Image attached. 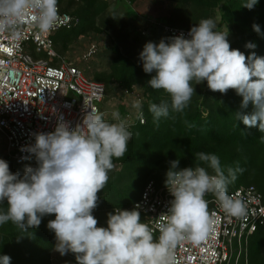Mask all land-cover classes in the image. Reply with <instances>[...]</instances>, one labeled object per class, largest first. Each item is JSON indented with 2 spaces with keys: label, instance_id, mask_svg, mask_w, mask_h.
<instances>
[{
  "label": "clouds",
  "instance_id": "clouds-1",
  "mask_svg": "<svg viewBox=\"0 0 264 264\" xmlns=\"http://www.w3.org/2000/svg\"><path fill=\"white\" fill-rule=\"evenodd\" d=\"M258 2L242 0L241 7L251 10ZM58 21L59 0H0V33L13 39L19 38L25 23L40 35L53 31ZM253 30L261 33L257 24ZM228 35L227 28L218 30L215 19L203 18L187 37L180 34L143 46L139 61L142 71L151 74L147 85L163 97L149 103L154 124L171 113H183L195 86L206 83L213 92L234 90L242 97L241 110L251 104L252 112L238 111L234 119L264 134V56L254 51L246 56L231 48ZM134 107L144 122L142 100ZM112 116L114 122L99 111L90 112L75 128L58 122L52 132L34 134L35 142L22 151L34 156L36 166H26L23 175L11 172L0 158V227L11 223L22 233H32L45 216L54 215L46 224L54 233V251L73 254L76 264H177L178 245H198L210 235L214 220L208 194L229 218L247 215L246 200L229 192L244 169L223 165L217 154L201 151L187 167H180V158L169 161L164 186L172 199L157 219L142 221L139 205L131 210L117 206L107 214L106 226L98 227L93 215L97 193L116 167L114 158L125 156L133 136L118 111ZM0 264H11V257L0 255Z\"/></svg>",
  "mask_w": 264,
  "mask_h": 264
},
{
  "label": "trees",
  "instance_id": "trees-1",
  "mask_svg": "<svg viewBox=\"0 0 264 264\" xmlns=\"http://www.w3.org/2000/svg\"><path fill=\"white\" fill-rule=\"evenodd\" d=\"M116 1L67 0V4H63V0H59L60 10L78 20L71 29H67L75 30L80 27L76 37L88 31H100L95 25V18L98 15L103 16L100 19L102 27L117 33L116 39H119V44L115 41L110 50L115 54L110 62L111 71L105 72L106 78L100 81L91 78L104 85L105 95L101 105H110L112 102V107L120 113L121 118L126 119L129 110H137L133 103L136 100L143 102L144 122L141 123L137 115L133 122H130L129 128L133 136L128 142V150L124 157L114 158L116 167L110 171L105 188L97 193L98 206L93 210V215L98 220L97 225L104 226L98 219L100 214L112 212L117 206L130 210L133 203L139 200L146 185L150 181L155 183L154 175L164 164L180 158V167L190 166L195 160V153L201 151L217 154L223 165L236 167L238 164L244 169L235 183L229 186L230 193L253 187L264 200L262 189L256 182L260 178L264 184V140L260 139L264 134L256 128H245L234 119V113L238 111L252 112V105L241 110L242 97L234 90L229 89L226 94H221L218 91H211L206 83H202L203 94L193 97L183 113H171L168 118H161L158 126L154 124L148 106L150 102L159 103L163 97L160 91L153 90L147 85L151 74L142 71V64L139 61V53L142 50L136 52L134 47L137 37L133 36L128 41L127 35L121 33L120 19L111 12L105 14L107 5ZM120 1L128 2L131 6L137 3V0ZM150 1L158 3L161 7L168 3L170 7L168 14L162 13L156 17L158 21L155 22L161 24L158 40L174 37L168 29L189 31L193 24L201 19H214L218 16V30L228 29L231 48L239 49L246 56L253 51L257 56H264V0H259L251 10L241 7L242 0ZM254 24L260 26V34L253 30ZM144 30L150 33L154 26ZM144 33L145 31L140 32L142 35L146 34ZM55 34L52 36L53 46ZM158 40L155 42L159 43ZM247 43H254L256 47L248 49L245 47ZM201 88H197L195 94H198ZM105 111L101 109L102 113ZM185 121L194 124L195 127L188 128ZM2 142L0 158L9 163L11 172H20L23 175L26 166H36L35 159L28 163L16 164L6 152L5 140L2 139ZM125 176L134 179L132 185L134 188L123 189ZM128 197L129 202H122ZM54 218V215L45 216L40 226L33 229L32 233L31 231L22 233L11 223L0 227V255H9L11 264H76L75 256L71 253L54 260V233L46 228L48 220ZM142 221L146 222V218ZM258 233L263 234L262 238H255ZM21 235L23 237H20ZM235 242L233 256L238 251ZM238 264H264V227L248 236L246 243L242 241Z\"/></svg>",
  "mask_w": 264,
  "mask_h": 264
},
{
  "label": "built area",
  "instance_id": "built-area-1",
  "mask_svg": "<svg viewBox=\"0 0 264 264\" xmlns=\"http://www.w3.org/2000/svg\"><path fill=\"white\" fill-rule=\"evenodd\" d=\"M77 21L59 8L58 24L50 33L38 35L27 23L19 38L0 33V134L5 140L8 156L18 165L35 159L22 151L35 142L34 134L52 132L58 122L75 128L82 124L88 113L101 112L105 95L103 84L88 79L77 66L64 63L65 60L53 66L31 54L57 57L53 34L61 29H71ZM168 31L172 36L184 34L187 37L188 33V30ZM96 51V46L91 45L83 58H91ZM231 194L246 200L247 215L240 219L229 218L215 199L207 198L208 194L205 198L214 220L210 235L198 245L189 242L178 245L175 250L177 264L239 263L242 241L246 243L248 236L264 227V200L253 187ZM171 199L165 187L156 189L155 183L150 181L133 207L139 205L138 210L147 222L165 213ZM234 242L238 248L235 256Z\"/></svg>",
  "mask_w": 264,
  "mask_h": 264
},
{
  "label": "rangeland",
  "instance_id": "rangeland-1",
  "mask_svg": "<svg viewBox=\"0 0 264 264\" xmlns=\"http://www.w3.org/2000/svg\"><path fill=\"white\" fill-rule=\"evenodd\" d=\"M66 1L67 0H63V4H67ZM169 8L170 7L168 6V3H164V6L161 7L158 5V3L157 4L152 3L150 0H137L136 5H132V6L128 2L125 3L124 1L117 0L116 2H111L107 5L105 14L111 12L114 14V16L120 19V21L122 22L121 33L123 35H127L128 41L133 36L137 37L138 40L137 43L135 44L136 46L134 45V47H136L135 50L136 52L137 51L140 52V50L143 49V46L147 42L151 40L155 42V40H158L159 26L161 24H157L155 22V20L158 21L156 17H158L162 13L168 14ZM78 12L80 15V9L78 10ZM102 18L103 16L100 17L99 15L95 18V25L100 29V31L98 32L88 31L85 34L76 37V33L80 31V27L75 30L61 29L57 31L54 36V46H53V49L56 52L57 57L53 58L47 56L45 53H40L35 55L32 52L31 54L36 58H40L45 61H48L53 66H58L62 64L63 60H65L64 63H71L77 66L88 79L92 78L95 79L96 81H100L102 80V78L105 79L107 75L106 73L111 71L110 62L112 61V58L115 56L114 53L110 52L111 47L113 46V43L115 41L119 44L118 42L119 39L118 40L116 39L117 36L116 32L112 30H107L101 26L100 19ZM214 19L218 24L219 17L215 16ZM147 21L149 22L154 21L155 23H148ZM151 26H154V30L153 31L151 30L152 32L148 33V30L147 31L144 30V29H149ZM142 31H145L146 34L145 33H144L145 35L140 34V32ZM158 41L160 42V40ZM130 42H132V40H130ZM91 45H95L97 51L91 58L84 59L83 56L86 54L87 50L91 47ZM197 88H201V84L195 86V93L197 91L196 90ZM200 93L203 94V87L201 88L200 92L196 95L194 94L193 97L195 96L198 97ZM110 103H111L110 105L109 104L100 105V107L102 110H106L103 113L104 119L110 122H114L112 113L116 111V109L112 107V102ZM128 113L129 114L126 120L129 125L130 122H133V119L136 118L137 110L135 111L134 109H131L128 111ZM2 139L3 138L0 134V147L3 145ZM168 167H169V163L164 164L163 168L159 169L157 173L154 175L156 189L165 187L164 178ZM125 179L126 181H124L125 184L123 186L124 187L123 189L126 190L130 188H134L132 187L134 179L130 177H126ZM256 182H258L257 184L260 186V188L262 189V193L264 194L263 181L259 178L257 179ZM129 197L131 198L132 195H130ZM129 197L124 199L122 202H129ZM208 197L209 199H215L212 196V194H209ZM107 214L108 213L99 215L98 219H100L101 225L106 226ZM144 218L146 217L143 214H141V220H144ZM262 236H263L262 233H258L256 234L255 238L258 239L259 237L260 239L262 238ZM65 256L66 255L61 256L56 251H54L53 254L54 260H59L61 259V257H65Z\"/></svg>",
  "mask_w": 264,
  "mask_h": 264
}]
</instances>
